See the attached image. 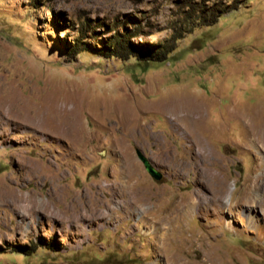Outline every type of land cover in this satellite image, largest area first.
<instances>
[{
	"label": "rangeland",
	"instance_id": "374dc122",
	"mask_svg": "<svg viewBox=\"0 0 264 264\" xmlns=\"http://www.w3.org/2000/svg\"><path fill=\"white\" fill-rule=\"evenodd\" d=\"M263 121L264 0H0V264H264Z\"/></svg>",
	"mask_w": 264,
	"mask_h": 264
},
{
	"label": "trees",
	"instance_id": "16d2710c",
	"mask_svg": "<svg viewBox=\"0 0 264 264\" xmlns=\"http://www.w3.org/2000/svg\"><path fill=\"white\" fill-rule=\"evenodd\" d=\"M221 9L219 8H210L209 10H206V16H211L213 19L211 21L207 22L208 24H212V21L214 22L217 17V13ZM183 37L182 28L178 29L177 32L172 35L171 38H169L164 44H159L157 48H153V46H149L147 48H143L138 44H134L130 41V39H125L123 36H115L114 42L117 43V45L112 50V55H120L124 50L125 51H134L137 52L141 60L145 61V66L148 65V61L154 60H165L168 55L175 49L177 41ZM124 53V52H123Z\"/></svg>",
	"mask_w": 264,
	"mask_h": 264
},
{
	"label": "bare ground",
	"instance_id": "6f19581e",
	"mask_svg": "<svg viewBox=\"0 0 264 264\" xmlns=\"http://www.w3.org/2000/svg\"><path fill=\"white\" fill-rule=\"evenodd\" d=\"M56 115V114H55ZM56 118V117H55ZM58 119H60V121H62V125L59 126V129H61V131H63V133H74V125L72 124L73 120H71V117H64V115H58L57 116ZM130 122V121H129ZM128 122V123H129ZM264 125V121H263V124ZM262 127V126H261ZM261 129V128H260ZM258 130V129H257ZM262 130V129H261ZM188 138L190 139V141H194V133L193 132H190L188 131ZM255 132V131H254ZM261 132V131H260ZM259 132V133H260ZM258 133V132H257ZM260 136V135H259ZM261 138V137H260ZM215 177V175H214ZM216 178V177H215ZM214 186V185H213ZM1 192L4 191V190H0ZM5 193V191L3 192ZM24 200V199H23ZM38 199H36L34 202H36ZM32 202V199L29 200V203ZM27 208H29V204L26 205Z\"/></svg>",
	"mask_w": 264,
	"mask_h": 264
},
{
	"label": "water",
	"instance_id": "95a60500",
	"mask_svg": "<svg viewBox=\"0 0 264 264\" xmlns=\"http://www.w3.org/2000/svg\"><path fill=\"white\" fill-rule=\"evenodd\" d=\"M137 154L140 160L144 163L145 168L148 170V172L157 180H161L164 176L163 172L153 164L150 158L146 156V154H144L142 150L138 149Z\"/></svg>",
	"mask_w": 264,
	"mask_h": 264
}]
</instances>
